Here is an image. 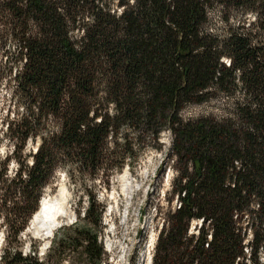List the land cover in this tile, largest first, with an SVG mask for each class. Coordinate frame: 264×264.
Instances as JSON below:
<instances>
[{
	"label": "trees",
	"instance_id": "16d2710c",
	"mask_svg": "<svg viewBox=\"0 0 264 264\" xmlns=\"http://www.w3.org/2000/svg\"><path fill=\"white\" fill-rule=\"evenodd\" d=\"M2 88L0 264H106L104 206L88 191L43 258L23 255L20 235L57 169L108 189L164 131L179 204L151 264H264V0H0Z\"/></svg>",
	"mask_w": 264,
	"mask_h": 264
},
{
	"label": "rangeland",
	"instance_id": "374dc122",
	"mask_svg": "<svg viewBox=\"0 0 264 264\" xmlns=\"http://www.w3.org/2000/svg\"><path fill=\"white\" fill-rule=\"evenodd\" d=\"M210 19L212 25L217 23L215 11L211 13ZM5 93L6 89L2 88L0 94V140H2L1 129L5 118V110L1 108V100ZM213 105L214 102L188 105L180 112V116L185 120L195 119L212 111ZM3 142L0 144V157L5 156L10 150V146L6 144L7 141L3 139ZM159 144L162 146L161 151L148 148L139 157L133 170L129 166H125L121 173H116L108 179V189L103 184L107 178L102 175L94 181L85 178L84 185L77 187L68 178L64 170L57 169L51 183L43 190L40 197L43 200L41 199V202L39 200L37 209H40L41 203L46 198L56 200L64 192V195L59 197V203L56 204L62 216L61 225L55 230L51 239H43L39 235L38 227L31 225L32 219L20 235L19 242L22 243V254L32 255L35 247L37 257L43 258L51 240L59 232L61 226L71 225L77 221L74 210L81 207L82 211L86 207L85 198L79 205L77 203L78 197L84 191H88L96 195L98 203L104 206L102 214L103 231L100 241L107 256L106 264H149L148 260L150 256L152 258L165 214L169 210L178 208L179 204L176 196L172 194L179 172L171 155L172 139L169 131H164L161 134ZM35 150L36 145L32 143L26 146V153ZM16 168V163L12 161L8 173L13 175ZM196 222L198 220L191 223L190 234L197 235L199 224ZM2 233H0V252L4 247ZM152 240L155 242L153 248H150ZM260 261L264 263V253L260 254Z\"/></svg>",
	"mask_w": 264,
	"mask_h": 264
},
{
	"label": "bare ground",
	"instance_id": "6f19581e",
	"mask_svg": "<svg viewBox=\"0 0 264 264\" xmlns=\"http://www.w3.org/2000/svg\"><path fill=\"white\" fill-rule=\"evenodd\" d=\"M62 195H64V192L61 193V196ZM61 196L58 197L56 196L57 197L56 200H50L46 198L41 203V207L39 211L35 214L32 220L31 225L38 227L39 235L43 239H51L55 230L61 225L62 216L59 207H57L56 205L57 202L60 200L59 197ZM154 242H155L154 240L150 242L151 243L150 248H152L153 246L152 244H154Z\"/></svg>",
	"mask_w": 264,
	"mask_h": 264
},
{
	"label": "built area",
	"instance_id": "2783aa9c",
	"mask_svg": "<svg viewBox=\"0 0 264 264\" xmlns=\"http://www.w3.org/2000/svg\"><path fill=\"white\" fill-rule=\"evenodd\" d=\"M199 222H198V224H199V226L201 225V220H198ZM197 224V223H196ZM195 224V225H196ZM190 232V231H189ZM210 240V236H208V241ZM205 246L207 247V244H205Z\"/></svg>",
	"mask_w": 264,
	"mask_h": 264
},
{
	"label": "water",
	"instance_id": "95a60500",
	"mask_svg": "<svg viewBox=\"0 0 264 264\" xmlns=\"http://www.w3.org/2000/svg\"><path fill=\"white\" fill-rule=\"evenodd\" d=\"M151 261H152V258H151V256H150V258H149V264H151Z\"/></svg>",
	"mask_w": 264,
	"mask_h": 264
}]
</instances>
